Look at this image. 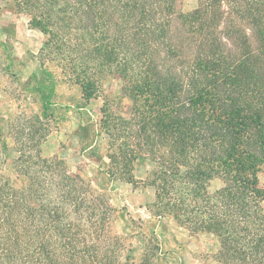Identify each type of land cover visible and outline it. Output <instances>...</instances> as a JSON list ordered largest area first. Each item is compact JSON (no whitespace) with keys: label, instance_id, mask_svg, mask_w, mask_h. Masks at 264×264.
Wrapping results in <instances>:
<instances>
[{"label":"trees","instance_id":"trees-1","mask_svg":"<svg viewBox=\"0 0 264 264\" xmlns=\"http://www.w3.org/2000/svg\"><path fill=\"white\" fill-rule=\"evenodd\" d=\"M12 6L44 34V51H58L87 102L100 95L101 75L123 81L129 118L106 102L83 149L100 161L102 183L137 184L136 162L151 161L152 230L172 219L193 235H213L221 264H264V0H198L187 13L179 0ZM38 90L47 114L55 88ZM14 130L5 136L0 127V264H117L123 245L106 234L114 212L100 192L107 187L87 186L64 161L43 156L40 136L18 143ZM11 151L12 177L3 169ZM213 180L221 188L211 191ZM143 245L144 257L128 250L126 264H155L159 243Z\"/></svg>","mask_w":264,"mask_h":264},{"label":"rangeland","instance_id":"rangeland-1","mask_svg":"<svg viewBox=\"0 0 264 264\" xmlns=\"http://www.w3.org/2000/svg\"><path fill=\"white\" fill-rule=\"evenodd\" d=\"M12 3L13 0H0V127L4 135L9 136L12 125L15 127L12 140L18 138V143L21 139L27 141L31 132L40 136L37 139L41 138L43 142L41 152L44 157L64 161L70 173L78 174L96 191L99 185L107 187L100 192L109 199L114 212L107 223L106 234L112 242L120 241L123 245L121 260L117 264H126L127 252L131 249L135 258L141 260L146 253L143 244L150 238L161 248L155 264H221L216 259L218 246L213 235H193L172 219L165 220L166 227L155 226L152 230L149 205L154 201L155 190L146 183L154 165L151 161L136 162L134 175L137 184L122 180L113 184L102 183V172L98 171L100 161L95 154L83 149L93 138L91 134L100 121L101 109L106 102L119 116L129 118L131 104L123 94V81L114 75H101L100 95L87 102L80 86L72 80L73 72L59 59L58 51L52 48L44 51L46 37L31 26L26 13L15 11ZM197 6L198 0H179V8L186 13ZM72 41L73 45L78 43L75 36ZM76 56L77 60L81 58L80 50ZM43 85L55 88L52 107L47 114L43 113L42 96L38 90ZM88 125L91 129L86 132L84 127ZM104 146L106 152L107 145ZM11 154L3 169L12 177L11 163L18 153L11 151ZM258 180L264 189V166ZM23 182L26 183L25 179H20L15 186ZM221 186L220 180L209 183L211 191ZM87 190L92 191L89 187ZM75 218L78 217L71 214L68 220L79 223ZM138 226L143 227L141 234L146 233L145 239L139 235ZM152 231H155L154 236Z\"/></svg>","mask_w":264,"mask_h":264}]
</instances>
